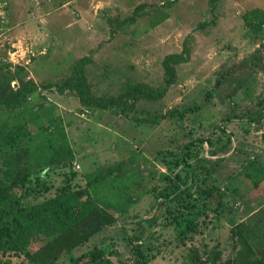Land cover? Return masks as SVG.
<instances>
[{
  "label": "rangeland",
  "instance_id": "obj_1",
  "mask_svg": "<svg viewBox=\"0 0 264 264\" xmlns=\"http://www.w3.org/2000/svg\"><path fill=\"white\" fill-rule=\"evenodd\" d=\"M39 2L9 0L11 37H30L12 40L21 65L11 69L13 80L0 73V92L28 82L39 91L21 109L0 102V188L10 185L6 194L35 205L85 188L87 175L101 170L123 167L135 179L133 207L122 205L114 227L59 264L96 247L109 264H204L217 254L221 262L244 248L249 259H264V118L249 120L264 104V61L256 58H264V26L245 20L264 11V0H82L61 9ZM181 54L187 61L176 66L165 97L132 99L125 115L118 107H85L74 92L44 89L72 79L81 66L96 97L119 98L136 86L161 91L164 61ZM64 132L74 162L36 170L42 151L57 150L54 140ZM22 147L33 153L30 164L12 162ZM20 170L29 176L24 183ZM171 181L182 183L184 202L158 212L151 190ZM193 204L198 227L180 237L175 219L185 220ZM234 228L244 243H236ZM0 264L31 263L0 253Z\"/></svg>",
  "mask_w": 264,
  "mask_h": 264
},
{
  "label": "trees",
  "instance_id": "obj_2",
  "mask_svg": "<svg viewBox=\"0 0 264 264\" xmlns=\"http://www.w3.org/2000/svg\"><path fill=\"white\" fill-rule=\"evenodd\" d=\"M245 20L249 22L250 26L263 27L264 11L260 9L252 10L246 15ZM256 58L259 62L264 61V58ZM186 61L187 59L183 54L169 56L164 61L167 79L166 86L161 91L147 86H136L126 96L123 95L119 98L96 97L91 92L85 70L81 66L75 70L72 79L62 84L46 85L44 89H56L60 94H65L67 91L74 92L85 107L102 110L118 107L120 109L118 114L125 115L133 107V105H130L132 99L136 101L140 96L155 101L164 98L168 88L176 82V66ZM23 71V69H20L18 74ZM0 73L7 80L15 79L14 75H11V66L0 67ZM220 84L221 81L219 80L218 85ZM11 91L8 95L5 91L0 92V102L6 101L8 109L17 110L23 107L28 95H35L39 91V86L34 82L22 83L18 91ZM207 95L210 97L209 93ZM193 111L190 110V112ZM261 118H264V104L258 112L251 115L249 120L257 123ZM28 135L27 132L16 134L14 141ZM54 142V147L57 150L53 152L52 149L43 150L42 157L38 161L39 167L36 170L74 162L75 155L68 144L65 132L62 139H56ZM32 156L33 153L28 148H18L15 150L12 162L17 165H27L31 163ZM187 157L189 155L184 158L185 165L187 168L192 169ZM21 170L20 174L23 176L22 182L24 183L29 176L26 175L25 170L23 172ZM134 182L135 179L128 176L123 167L120 172L114 169L101 170L87 175V186L85 188L65 191L35 205H24L15 196L6 194L7 190L10 189V185L0 188L2 191L0 192V253L5 256L12 254L15 257H24L31 264H59L62 258L74 253L95 237L114 227L118 221L115 213L122 205L126 203L128 207H133L135 202L130 197L135 191L133 188ZM151 192L157 198L158 212L170 203H182L185 199L182 183L177 181H171V184L163 190L155 188ZM212 196L213 193L209 192L208 197ZM141 197L142 195L139 198ZM205 206L207 207V205ZM196 208V204L186 208L190 210V214L181 223L179 218L175 219L174 226L180 237H186L197 229L196 220H191V211ZM184 215L182 214V216ZM232 233L234 238L238 237L239 239L236 243H244L240 228H234ZM247 252V249L244 248L238 251L237 258L221 262L222 255L217 254L216 260L204 264H264V259L248 258L251 249H249L248 255ZM140 257L146 259L143 252H140ZM105 258V250L96 247L73 258L71 264H109Z\"/></svg>",
  "mask_w": 264,
  "mask_h": 264
},
{
  "label": "built area",
  "instance_id": "obj_3",
  "mask_svg": "<svg viewBox=\"0 0 264 264\" xmlns=\"http://www.w3.org/2000/svg\"><path fill=\"white\" fill-rule=\"evenodd\" d=\"M11 33L9 0H0V67L11 66V69H15L21 65V56L18 47L12 41Z\"/></svg>",
  "mask_w": 264,
  "mask_h": 264
},
{
  "label": "crops",
  "instance_id": "obj_4",
  "mask_svg": "<svg viewBox=\"0 0 264 264\" xmlns=\"http://www.w3.org/2000/svg\"><path fill=\"white\" fill-rule=\"evenodd\" d=\"M38 3L39 0H36ZM50 3H48L49 6H52V7H57V8H65L69 5H79L80 3H82V0H49ZM41 5V4H39ZM33 14V13H31ZM30 14V15H31ZM32 16V15H31ZM13 29L14 27L12 28V32H13ZM27 34L23 35V36H18V35H15L14 36L12 35V40H17L19 42H23L25 41L27 38H29L30 36L28 35L27 37H25ZM17 43V42H16Z\"/></svg>",
  "mask_w": 264,
  "mask_h": 264
}]
</instances>
